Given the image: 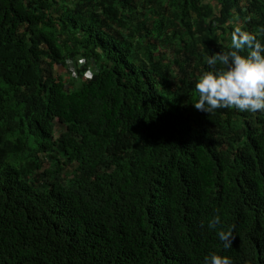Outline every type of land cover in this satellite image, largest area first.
<instances>
[{"label": "trees", "instance_id": "16d2710c", "mask_svg": "<svg viewBox=\"0 0 264 264\" xmlns=\"http://www.w3.org/2000/svg\"><path fill=\"white\" fill-rule=\"evenodd\" d=\"M236 27L264 0H0V264H264V112L193 106Z\"/></svg>", "mask_w": 264, "mask_h": 264}, {"label": "clouds", "instance_id": "9594fccd", "mask_svg": "<svg viewBox=\"0 0 264 264\" xmlns=\"http://www.w3.org/2000/svg\"><path fill=\"white\" fill-rule=\"evenodd\" d=\"M231 48L227 53L206 57V64L215 70L200 73L194 83L198 99L193 106L205 112L225 107L240 112H264V42L236 27L231 35ZM219 222V217L213 215L207 226L213 229ZM216 236L224 249L231 247V230L216 231ZM202 264H232V261L212 252L203 257Z\"/></svg>", "mask_w": 264, "mask_h": 264}, {"label": "built area", "instance_id": "2783aa9c", "mask_svg": "<svg viewBox=\"0 0 264 264\" xmlns=\"http://www.w3.org/2000/svg\"><path fill=\"white\" fill-rule=\"evenodd\" d=\"M89 69V68H88Z\"/></svg>", "mask_w": 264, "mask_h": 264}]
</instances>
